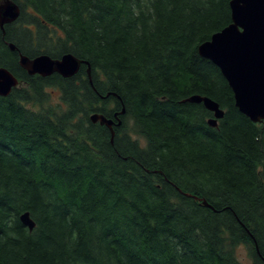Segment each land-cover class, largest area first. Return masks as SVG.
<instances>
[{"label": "trees", "instance_id": "trees-1", "mask_svg": "<svg viewBox=\"0 0 264 264\" xmlns=\"http://www.w3.org/2000/svg\"><path fill=\"white\" fill-rule=\"evenodd\" d=\"M12 1L0 68L20 84L0 97V264H243L240 245L264 264V122L198 52L231 23V0ZM19 53L73 54L91 79L86 66L30 76ZM193 95L224 109L217 127ZM122 110L113 138L90 120Z\"/></svg>", "mask_w": 264, "mask_h": 264}, {"label": "water", "instance_id": "water-1", "mask_svg": "<svg viewBox=\"0 0 264 264\" xmlns=\"http://www.w3.org/2000/svg\"><path fill=\"white\" fill-rule=\"evenodd\" d=\"M231 23L212 35L211 39L198 47L201 57L208 59L219 68L231 88L237 109L252 122H264V0H231ZM21 15V8L12 0H0V28L15 23ZM12 51L16 47L10 43ZM19 64L30 76L49 77L58 74L65 79L76 76L82 66L87 67L91 79L92 68L89 62L66 54L54 59L49 55L30 58L19 53ZM19 80L6 68H0V97H9ZM186 102L203 104L213 114L208 124L217 127L219 120L225 116L220 105L209 97L193 95ZM114 119L101 113H93L90 120L94 124L106 126L112 134L121 126L119 115ZM206 207L211 208L207 202ZM21 223L33 231L35 222L28 212L20 216Z\"/></svg>", "mask_w": 264, "mask_h": 264}, {"label": "rangeland", "instance_id": "rangeland-1", "mask_svg": "<svg viewBox=\"0 0 264 264\" xmlns=\"http://www.w3.org/2000/svg\"><path fill=\"white\" fill-rule=\"evenodd\" d=\"M55 99L58 100V94H54ZM236 255L243 264H254L251 251L245 245H240L236 249Z\"/></svg>", "mask_w": 264, "mask_h": 264}]
</instances>
